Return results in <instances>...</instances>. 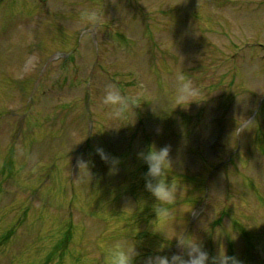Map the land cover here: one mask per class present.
I'll return each instance as SVG.
<instances>
[{
	"label": "rangeland",
	"instance_id": "rangeland-1",
	"mask_svg": "<svg viewBox=\"0 0 264 264\" xmlns=\"http://www.w3.org/2000/svg\"><path fill=\"white\" fill-rule=\"evenodd\" d=\"M90 1L0 0V264H264L263 9ZM103 2L97 50L80 29ZM202 23L214 31L196 36ZM72 46L84 53L54 73L49 55ZM231 52L239 68H221ZM222 72L238 93L220 95Z\"/></svg>",
	"mask_w": 264,
	"mask_h": 264
}]
</instances>
